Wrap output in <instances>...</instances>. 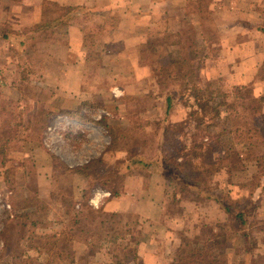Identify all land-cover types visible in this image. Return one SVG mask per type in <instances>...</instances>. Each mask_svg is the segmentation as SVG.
Here are the masks:
<instances>
[{"label": "rangeland", "instance_id": "1", "mask_svg": "<svg viewBox=\"0 0 264 264\" xmlns=\"http://www.w3.org/2000/svg\"><path fill=\"white\" fill-rule=\"evenodd\" d=\"M112 1L77 36L69 20L53 21L65 8L48 5L49 27L26 51L0 46V264H147L135 242L158 234L182 243L167 264L197 246L217 264H236L252 246L251 264H264V124L246 107L255 104L249 87L206 79L200 68L215 55L225 19L216 24L214 0H191L183 15L136 0L126 17L121 0ZM141 30L147 37L138 43ZM183 47L185 57L201 52L192 60L209 87V109L190 118L178 113L189 90L168 76ZM143 191L163 195L165 219L103 210L108 199ZM175 224L181 229L165 236Z\"/></svg>", "mask_w": 264, "mask_h": 264}, {"label": "crops", "instance_id": "2", "mask_svg": "<svg viewBox=\"0 0 264 264\" xmlns=\"http://www.w3.org/2000/svg\"><path fill=\"white\" fill-rule=\"evenodd\" d=\"M96 1L98 0H0V12H4L3 17H5L2 19V16H0V21L3 20L6 23L3 22L4 26L1 27L3 24L0 22V46L3 44L11 47V49L14 47L15 51H26L29 43L35 39L37 32H42L49 27L48 12H46L48 5L65 8L67 14H55L53 21L57 23L60 20H69L71 22L67 24L69 35H80L82 31H85L80 24L81 22H85L89 17L91 18V15L94 18L96 15L104 17L109 12L108 10L116 4L112 0H100L98 3ZM190 1L152 0V2H162L174 6V8L168 10L171 13L169 15H174L177 11L182 15L187 13L186 5ZM120 2V12L124 17L129 14V11L133 10V6L137 5L136 0H121ZM212 4H215L213 8L216 24L224 19L225 24L224 26L220 25L222 29L218 35L215 55L211 57L205 55L203 57L201 63L203 66L200 67L203 77L210 80L221 78L224 82L229 83V87H249L254 98L264 96V0H214ZM8 5L15 7L12 17L8 13ZM177 6L180 7L177 8ZM106 7L108 8L106 9ZM85 9L91 10L90 15H85L81 11ZM102 11L104 12L101 13ZM110 15L108 19H112V14ZM141 19L143 18L137 17L135 21H142ZM31 27H35L36 32ZM106 28H109V26ZM5 35L8 36V39L5 38ZM133 36L139 39H137L138 43H141L143 38L147 37L142 30L133 33ZM205 42H207V39ZM81 62L83 63V58L77 59V62L73 65L82 64ZM184 96H187L188 99L185 102L186 106L183 105V111L180 109L178 113L186 116L192 108L196 109L197 105L194 104V97L187 91ZM179 197L177 198L180 199ZM163 200V195L159 191L150 196L145 195L143 191V195L133 197L125 195L108 199L103 204V210L111 213L128 212L148 219L154 215L153 218H158V221H160L162 218L165 219L162 216ZM129 204H132V206L130 207ZM90 228H92L91 225ZM170 229L174 230L171 231ZM177 229H181L180 224H175L174 227L170 226L169 230L166 228L165 236L167 234L171 237ZM160 236L158 234L155 237L136 240L137 255L145 263L167 264L164 261L171 260L173 263L176 259V252L182 244L181 241L174 236L168 239ZM75 242L77 240L72 239V243ZM92 242L93 240L89 238L87 241H81L80 244H86V249V246L89 247ZM85 249L73 251L75 258L81 255L80 253ZM112 256L114 259L117 258L116 255Z\"/></svg>", "mask_w": 264, "mask_h": 264}, {"label": "trees", "instance_id": "3", "mask_svg": "<svg viewBox=\"0 0 264 264\" xmlns=\"http://www.w3.org/2000/svg\"><path fill=\"white\" fill-rule=\"evenodd\" d=\"M8 36L5 35V38H7ZM179 42H175L174 44H178ZM184 48L187 47H183V48H178L177 49V54L176 57L173 58L172 60V64L177 67L178 72H175L172 70H170L168 72V76H171L172 74H174L175 76L173 77L174 80H181L183 81V85L186 86V88L189 90L188 93L191 94L196 102V105L199 107V110L197 109H192L191 112L188 114L189 118L193 117V116H200L201 112H203V110L205 111L206 109H209L210 104H208V101H204V95L205 93L209 90V87H206L204 85H202L205 81L202 80V76H200V74H198V67H197V63H194V61L192 60V57H197L198 54L200 55L201 52H195V51H189V56L187 55V57H185L184 55H182L184 53ZM12 49H15L14 47H12ZM186 50V49H185ZM188 69L187 73H184V69ZM195 77H198L197 79H195ZM211 94H213V92H210ZM231 93H223V96H229ZM244 93L239 90L237 93H235V96H237L238 99H243L244 100ZM253 102H255V104H253L252 106H246L248 108H250L249 110H251V114H253L255 117H257L258 115L260 116L261 122L264 124V112H263V107H264V96L262 97H258V98H252L251 99ZM173 97L169 96L168 97V108L170 107L171 104H173ZM234 104L231 103L230 104V108H234L233 107ZM248 114V112H247ZM231 114H229V116L227 115L225 118L231 119ZM258 116V117H259ZM204 121H200V124H202ZM197 124L196 128H199V125ZM203 125L206 126V124L203 123ZM109 132L111 133V144H113L119 136H112L113 132H114V128L110 127L109 128ZM202 145V144H201ZM204 145V144H203ZM138 163H143L142 161L138 160ZM214 165V164H213ZM211 163L209 164V169L211 170L212 167ZM227 212H230L231 208L229 206H227L226 208ZM236 218L239 219L240 221V225H241V230H242V236L245 238V240H249L250 239V232H247L246 229V224L244 222V218H243V213L238 212L236 215ZM139 241V240H137ZM215 241V240H214ZM208 244V241H207ZM214 242H211L210 246H214ZM253 247H247L245 249V255L243 256L242 259H239L236 264H251V249ZM204 251V246H197V247H192V248H183L181 249L180 253H179V263L178 264H217L214 262V260H211L212 258L209 257L207 254H203ZM137 257V255H136ZM211 258V259H210ZM135 260V259H134Z\"/></svg>", "mask_w": 264, "mask_h": 264}, {"label": "built area", "instance_id": "4", "mask_svg": "<svg viewBox=\"0 0 264 264\" xmlns=\"http://www.w3.org/2000/svg\"><path fill=\"white\" fill-rule=\"evenodd\" d=\"M105 195H108V196H110V193H106V192H105Z\"/></svg>", "mask_w": 264, "mask_h": 264}]
</instances>
